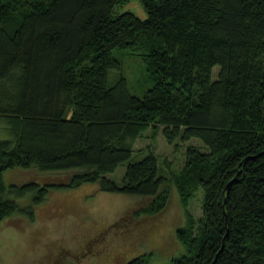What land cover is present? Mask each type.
I'll use <instances>...</instances> for the list:
<instances>
[{
  "label": "trees",
  "instance_id": "1",
  "mask_svg": "<svg viewBox=\"0 0 264 264\" xmlns=\"http://www.w3.org/2000/svg\"><path fill=\"white\" fill-rule=\"evenodd\" d=\"M128 1L0 0V221L23 195L39 204L49 189L88 182L147 199L125 216L163 214L157 156L132 160L150 129L202 145H188L169 177L186 222L175 231L182 252L166 264H264V0H139L144 19L117 12ZM118 50L145 64L152 85L141 97L123 76L107 84ZM122 164L120 182L106 177ZM16 168L36 179L6 186Z\"/></svg>",
  "mask_w": 264,
  "mask_h": 264
},
{
  "label": "rangeland",
  "instance_id": "2",
  "mask_svg": "<svg viewBox=\"0 0 264 264\" xmlns=\"http://www.w3.org/2000/svg\"><path fill=\"white\" fill-rule=\"evenodd\" d=\"M123 11H131L141 19L146 17L139 0H129L117 9L118 13ZM113 55L120 61V67L108 70L107 84L110 86L123 76L128 91L141 97L152 85L143 60L119 50ZM218 69V66L212 68L213 78ZM1 122L0 119V137L5 136ZM188 145L202 148L196 138L169 144L161 132L152 137L150 129L134 140V151L142 156L132 157V160L153 151L169 187L168 206L159 216L142 215L134 219L125 216L147 199L135 194L103 191L98 182L83 183L72 189H49L39 204H33L31 193L17 198L18 210L0 221V264H123L143 253L152 254L150 264H166L182 252L175 231L186 219L169 177L183 166ZM124 169L122 164L106 177L120 182ZM57 174L54 175L65 177V173ZM29 179H36L34 170L16 168L3 173L6 186ZM50 179L48 175L38 178L39 181ZM201 197L197 192L189 200L188 209L195 217L201 215ZM29 207L33 211L31 217L26 212Z\"/></svg>",
  "mask_w": 264,
  "mask_h": 264
},
{
  "label": "water",
  "instance_id": "3",
  "mask_svg": "<svg viewBox=\"0 0 264 264\" xmlns=\"http://www.w3.org/2000/svg\"><path fill=\"white\" fill-rule=\"evenodd\" d=\"M231 182H228L226 185V190L228 191L229 187H230Z\"/></svg>",
  "mask_w": 264,
  "mask_h": 264
}]
</instances>
